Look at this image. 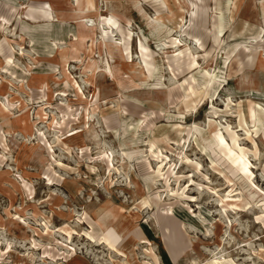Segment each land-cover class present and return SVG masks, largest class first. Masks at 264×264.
I'll return each mask as SVG.
<instances>
[{
  "label": "rangeland",
  "instance_id": "374dc122",
  "mask_svg": "<svg viewBox=\"0 0 264 264\" xmlns=\"http://www.w3.org/2000/svg\"><path fill=\"white\" fill-rule=\"evenodd\" d=\"M162 1L0 0V264H264V0Z\"/></svg>",
  "mask_w": 264,
  "mask_h": 264
},
{
  "label": "bare ground",
  "instance_id": "6f19581e",
  "mask_svg": "<svg viewBox=\"0 0 264 264\" xmlns=\"http://www.w3.org/2000/svg\"><path fill=\"white\" fill-rule=\"evenodd\" d=\"M163 6H164V2L162 1V0H158ZM90 7V6H89ZM130 33H129V35H128V38H130ZM196 41H197V39H196ZM124 49H126L127 50V46L124 48ZM148 64V63H147ZM150 67H151V62L148 64ZM151 72V71H150ZM66 233H67V231H66Z\"/></svg>",
  "mask_w": 264,
  "mask_h": 264
}]
</instances>
